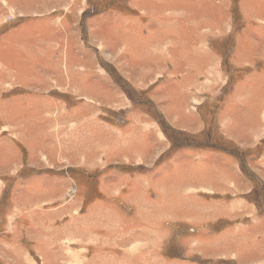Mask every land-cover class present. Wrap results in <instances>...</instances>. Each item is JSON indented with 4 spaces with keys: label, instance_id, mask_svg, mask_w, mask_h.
I'll return each mask as SVG.
<instances>
[{
    "label": "rangeland",
    "instance_id": "1",
    "mask_svg": "<svg viewBox=\"0 0 264 264\" xmlns=\"http://www.w3.org/2000/svg\"><path fill=\"white\" fill-rule=\"evenodd\" d=\"M0 264H264V0H0Z\"/></svg>",
    "mask_w": 264,
    "mask_h": 264
},
{
    "label": "flooded vegetation",
    "instance_id": "2",
    "mask_svg": "<svg viewBox=\"0 0 264 264\" xmlns=\"http://www.w3.org/2000/svg\"><path fill=\"white\" fill-rule=\"evenodd\" d=\"M161 123V125L163 126V127H165L163 124H162V121L160 122ZM173 131V130H172ZM174 133H175V135L176 136H178V133H176L175 131H173Z\"/></svg>",
    "mask_w": 264,
    "mask_h": 264
},
{
    "label": "crops",
    "instance_id": "3",
    "mask_svg": "<svg viewBox=\"0 0 264 264\" xmlns=\"http://www.w3.org/2000/svg\"><path fill=\"white\" fill-rule=\"evenodd\" d=\"M3 2H4V1H3ZM157 137H158V138H160V135H159V133H158V132H157Z\"/></svg>",
    "mask_w": 264,
    "mask_h": 264
},
{
    "label": "trees",
    "instance_id": "4",
    "mask_svg": "<svg viewBox=\"0 0 264 264\" xmlns=\"http://www.w3.org/2000/svg\"><path fill=\"white\" fill-rule=\"evenodd\" d=\"M208 135V134H207Z\"/></svg>",
    "mask_w": 264,
    "mask_h": 264
}]
</instances>
